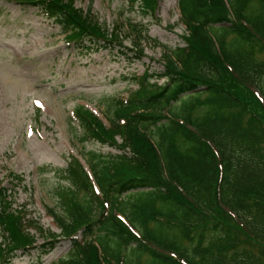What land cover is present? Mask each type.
Instances as JSON below:
<instances>
[{"label": "trees", "instance_id": "trees-1", "mask_svg": "<svg viewBox=\"0 0 264 264\" xmlns=\"http://www.w3.org/2000/svg\"><path fill=\"white\" fill-rule=\"evenodd\" d=\"M7 1L38 8L80 53L125 48L117 26L108 31L73 0ZM127 1L154 14L159 0ZM177 7L184 45L126 22L137 59L143 43L161 47L162 72L146 68L132 76L136 88L105 99L107 124L74 106L79 139L118 152L90 151L89 171L71 154L62 169L68 185L55 193L59 210L47 208L57 232L12 207L0 177V264L30 249L43 264L60 240L69 249L52 264H264V0Z\"/></svg>", "mask_w": 264, "mask_h": 264}, {"label": "rangeland", "instance_id": "rangeland-1", "mask_svg": "<svg viewBox=\"0 0 264 264\" xmlns=\"http://www.w3.org/2000/svg\"><path fill=\"white\" fill-rule=\"evenodd\" d=\"M73 2L84 12L90 7L94 19L108 31L117 26L125 48L94 44L80 53L64 42L57 24L36 7L0 0V177L13 195L12 207L24 206L27 216L55 232L47 211L59 210L55 193L59 186L68 185L62 169L71 154L89 171L90 151L118 152L115 147L79 139L82 129L72 117L74 106L87 105L107 124L105 99L136 88L132 76L146 68L163 71L161 47L143 43L144 55L135 57L126 22L139 23L150 37L170 47L185 44L177 0H159L154 14L130 8L127 0ZM12 172L22 180H12ZM42 241L38 236L36 242ZM68 249L69 242L60 240L41 262L55 263ZM36 253L19 250L6 264H34Z\"/></svg>", "mask_w": 264, "mask_h": 264}]
</instances>
